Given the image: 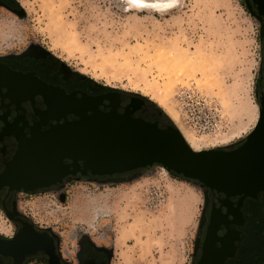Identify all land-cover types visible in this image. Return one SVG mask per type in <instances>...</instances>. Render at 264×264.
<instances>
[{"label":"rangeland","instance_id":"obj_1","mask_svg":"<svg viewBox=\"0 0 264 264\" xmlns=\"http://www.w3.org/2000/svg\"><path fill=\"white\" fill-rule=\"evenodd\" d=\"M0 10V56L44 51L68 74L153 101L200 150L234 145L259 117L261 43L245 0H14ZM199 143V144H198ZM16 207L68 251L83 238L109 264H193L203 186L159 165L105 182L68 179ZM13 227L0 210V229Z\"/></svg>","mask_w":264,"mask_h":264},{"label":"flooded vegetation","instance_id":"obj_2","mask_svg":"<svg viewBox=\"0 0 264 264\" xmlns=\"http://www.w3.org/2000/svg\"><path fill=\"white\" fill-rule=\"evenodd\" d=\"M250 13L259 27L261 43V74L258 80V106L262 113L257 128L255 152H264V0H245ZM0 10L9 14H19L14 0H0ZM72 71L62 62L44 51L22 52L0 56V176L6 165L13 159L19 145L33 138L36 128L44 131L55 124L51 116H59L62 122L68 107L57 105L48 109L46 100L36 91L50 88L71 95L77 99L80 93L102 97L99 109L111 110V101L119 102V112H123L130 103H139L137 98L122 95L118 91L100 89L81 77L68 74ZM130 108V107H129ZM68 120L76 118L65 114ZM250 132V133H251ZM249 133V134H250ZM249 134L238 143L221 148L232 152L246 141ZM261 136V142L259 141ZM134 172V171H132ZM132 172L115 175H90L77 173L67 176L61 183L31 192L10 189L7 181H0V210L15 218H21L34 225L38 236L47 235L44 244L23 258L14 260L11 256L0 255L2 264H109V255L104 248L95 245L89 238H83L78 246L68 253L58 238L50 231L40 228L27 216L21 214L16 205L19 195H32L63 186L68 179H86L93 182H105L112 177H124ZM247 182L248 186L240 192H221L203 187L204 204L201 221L195 239L193 264H264V178L256 177ZM201 185V184H200ZM21 225L13 222L9 233H0V238L11 239L19 233ZM37 238V237H36Z\"/></svg>","mask_w":264,"mask_h":264},{"label":"water","instance_id":"obj_3","mask_svg":"<svg viewBox=\"0 0 264 264\" xmlns=\"http://www.w3.org/2000/svg\"><path fill=\"white\" fill-rule=\"evenodd\" d=\"M47 89L50 88L36 93L47 98L48 109L61 104L68 107L62 115L64 119L60 122L59 116H51L55 124L44 131L36 128L33 138L19 145L0 176V181L11 184L10 189L31 192L77 173L112 176L154 165L226 193L244 190L247 182L254 179L253 174L259 173V180L264 178V152H255L257 128L232 152L195 151L177 127L135 116L138 107L132 103L119 112V102L111 101V110L104 112L99 109L103 101L100 96L82 92L76 99L73 94ZM66 113L76 118L68 120ZM261 120L259 111L257 125ZM261 139L259 136L260 142ZM6 215L20 223L21 229L11 239L0 238V255L17 260L44 244L48 236H38L33 224L8 212Z\"/></svg>","mask_w":264,"mask_h":264},{"label":"trees","instance_id":"obj_4","mask_svg":"<svg viewBox=\"0 0 264 264\" xmlns=\"http://www.w3.org/2000/svg\"><path fill=\"white\" fill-rule=\"evenodd\" d=\"M147 106L152 114L153 121H158L161 126H165V125L175 126L174 123L171 121V119L162 110V108L159 107L156 103H154L153 101H148ZM143 118H145L146 120H149L146 117H143Z\"/></svg>","mask_w":264,"mask_h":264},{"label":"bare ground","instance_id":"obj_5","mask_svg":"<svg viewBox=\"0 0 264 264\" xmlns=\"http://www.w3.org/2000/svg\"><path fill=\"white\" fill-rule=\"evenodd\" d=\"M156 3H162L165 0H154ZM183 134V133H182ZM184 138L186 139L187 143L191 146V148L195 151H201L198 147L195 140H193L191 137L186 136L185 134H183ZM199 144V143H198ZM0 233H7L6 229H0Z\"/></svg>","mask_w":264,"mask_h":264},{"label":"snow or ice","instance_id":"obj_6","mask_svg":"<svg viewBox=\"0 0 264 264\" xmlns=\"http://www.w3.org/2000/svg\"><path fill=\"white\" fill-rule=\"evenodd\" d=\"M132 2H133V3H136V2H137V0H132Z\"/></svg>","mask_w":264,"mask_h":264}]
</instances>
